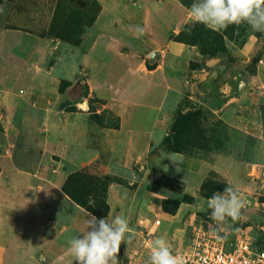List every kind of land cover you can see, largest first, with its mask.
Returning a JSON list of instances; mask_svg holds the SVG:
<instances>
[{"label": "crops", "instance_id": "1", "mask_svg": "<svg viewBox=\"0 0 264 264\" xmlns=\"http://www.w3.org/2000/svg\"><path fill=\"white\" fill-rule=\"evenodd\" d=\"M59 2L4 0L0 4V102H10L7 117L10 122L12 117H26V100L42 102L48 96L57 97L63 81H77L78 63L82 62L86 79L98 97L118 102L120 124H92L84 114L62 111L46 127L24 123L5 126L0 132V264H14L11 254L21 250L25 264H76L68 242L74 236L82 237L90 212L70 199L62 185L70 173L82 166L98 164L114 172L141 165L149 177L161 174L186 180L202 176L206 165L215 168L225 160L231 161L216 153L186 156L164 148L177 111L183 107L186 112L204 103L211 94V79L224 67L222 58H203L197 47L175 40L182 28L193 21L190 9L181 0H100V15L86 29L80 47L48 38ZM152 16L168 22L161 36L149 31ZM234 46L238 56L237 50H245L249 43ZM41 51L59 55L50 69L30 63L33 53ZM155 52L156 60L151 58L149 62L153 67H148L146 57ZM114 56L126 60L134 73L133 84L126 87L128 93L137 97L135 100L147 96L153 102L151 112L137 117L141 124L128 129L120 112L126 97L121 93L123 98H110L105 89L109 61ZM20 80H24L26 88L19 87L15 92L14 86ZM66 97L76 99L72 92H67ZM236 123L231 120L232 133L241 129ZM142 134L147 140L139 151ZM50 140L52 151L48 149ZM120 191L115 184L110 188L109 217L125 211ZM145 195L146 199L150 197L149 193ZM225 239L228 246L234 243Z\"/></svg>", "mask_w": 264, "mask_h": 264}, {"label": "rangeland", "instance_id": "2", "mask_svg": "<svg viewBox=\"0 0 264 264\" xmlns=\"http://www.w3.org/2000/svg\"><path fill=\"white\" fill-rule=\"evenodd\" d=\"M91 1L60 0V8L66 10L64 14L60 15V19L65 21L70 16L75 17L77 22L81 17H78V9L87 8ZM181 1L187 9H190L194 2V0ZM74 7L76 10L73 12L74 14H68L67 11ZM194 23L191 21L185 26H193ZM167 24L168 22L165 20L152 16L149 20V31L155 36H161L163 28ZM202 29L205 31V27ZM216 32L225 38V50L219 47L220 35L218 37L211 36L203 32L206 36L203 37V43L207 44L208 37L211 36L214 42H218V45L211 47L213 48L212 54H214L211 55L212 57L200 54L203 58H222L224 67L219 69L214 79H211V94L205 98L204 103L197 107L191 106L192 108L186 112L182 111L184 109L182 107L177 113L195 112V117L185 132L188 142L184 146L187 151L186 156L203 153L207 157L210 153H216L227 158L230 157V162L225 160L215 168L206 165L203 177L186 180L166 177L161 174L152 178L146 175L147 169L142 168L141 165H129L121 171L108 172L104 167L95 164L76 169L63 182L62 190L70 199L86 203L93 207L95 213L102 214L108 205L109 212L107 211L108 213L103 219H107L111 212L109 204L111 186L115 184L120 188L123 206L121 203L116 206L125 209L123 216L129 220V227L133 230L134 235L130 243H124L120 247L119 264H146L149 257V244L158 236H163L172 249L185 247L192 241L197 229L224 234L231 242L240 238L250 241L254 246L257 244L259 246L262 243L264 236L261 229L264 226V181L261 177H257L250 168L251 165L256 168H264V32L253 31L247 24L229 25L226 29ZM48 38L55 42L69 44L58 37L49 36ZM83 40L82 36L77 46L69 45L80 47ZM234 43L238 47L249 43V47L245 50L244 48L241 51L237 50L238 56H235ZM218 47L221 52L214 50ZM44 51L33 53L30 63L40 67L44 64L50 69L59 55L56 52ZM156 58L154 59L156 60ZM256 58H259L257 62L254 61ZM146 60L149 67L151 56L148 55ZM78 64L80 66L77 81H63L57 97L56 95L48 96V99L42 102L24 101L23 109L27 113L24 118L12 117L13 121L10 122V118L7 117V105L9 106L10 102L1 101L0 132H4L6 125L12 124H39L46 127L51 124L53 118H58L62 111L72 115L84 114V116H88L92 124L108 127L118 126L120 124L117 116L118 102L98 97V92L93 90L94 86H91L86 79L84 63ZM193 66L192 64V69ZM108 69L106 94L110 98L115 95L122 97L121 93L124 94L126 98L122 97L124 102L120 106V112L124 117V127L131 128L136 123H140V121L137 122L138 116L141 117L143 114L146 116L152 111L150 108L153 102H150L147 96L142 97L139 101L135 100L137 97L126 90L129 83L133 84L135 77L126 60L123 61L114 56L109 61ZM34 70H37L36 67ZM133 86H131V92ZM19 87L26 88L24 80L15 84L14 91L18 92ZM67 92H72L76 99L68 100ZM153 101L155 102V100ZM217 113H220V116ZM174 119L168 135H170ZM232 119L236 120V124L241 128L237 129V133L230 131ZM146 123L150 124V122ZM202 136L206 139L219 137V143L213 149H209L208 146L200 148V144L197 145L196 140ZM138 140L137 150L141 151L147 137L142 134ZM49 142L48 149L52 151L53 142L51 140ZM164 148L171 152L165 140ZM79 172L83 173L75 176L66 186L68 178ZM227 186L238 189L247 203L241 210L238 220L232 221L229 218L218 226L215 221L210 219L211 210L207 207V199L214 192L222 194ZM116 193L117 191L114 194V199L117 197ZM145 193L150 194L148 199L145 198ZM92 215L101 219L98 218L99 215ZM116 215H122V213L119 212ZM158 221H160L159 224ZM11 259L14 264L26 263L24 261L25 253L22 250L12 252Z\"/></svg>", "mask_w": 264, "mask_h": 264}, {"label": "clouds", "instance_id": "3", "mask_svg": "<svg viewBox=\"0 0 264 264\" xmlns=\"http://www.w3.org/2000/svg\"><path fill=\"white\" fill-rule=\"evenodd\" d=\"M189 12L193 22L213 31L226 29L229 25L247 24L253 31L264 32V0H194ZM137 29L143 32L139 26ZM246 203L238 189L227 186L222 194L214 192L207 199L210 219L218 226L229 218L236 221ZM85 223L82 237L74 236L68 242L76 264H119L122 242L130 243L134 235L129 220L123 215L97 219L90 213ZM146 264H184V260L173 254L171 245L163 236H158L149 244Z\"/></svg>", "mask_w": 264, "mask_h": 264}, {"label": "trees", "instance_id": "4", "mask_svg": "<svg viewBox=\"0 0 264 264\" xmlns=\"http://www.w3.org/2000/svg\"><path fill=\"white\" fill-rule=\"evenodd\" d=\"M3 1L4 0H0V4ZM101 10H102V4L100 0H92L87 8L82 7L78 9L77 11L79 13L78 17L79 16L81 17L78 18L77 22L75 20V17H70V16L64 21L60 19L61 18L60 15L64 14L66 10L64 8L63 9L60 8V2H59L56 7V11L50 25L48 35L51 37H56V38L58 37L64 42L77 46L80 42V38L85 33L86 29L92 27L96 23ZM75 11L76 10L74 7L69 9L67 12L68 14H74L73 12ZM203 27H205V31L202 29ZM203 32H206L211 36H217V37L218 35L221 36V34H218L216 31L214 32L213 30L207 28L203 24L194 23L193 26L190 25L185 26L184 29L175 37V40L180 43L196 46L202 55L204 54L205 57H212L211 55L214 54H212L213 48L211 47H216L218 45V42H214L210 36L208 37V43L207 44L203 43V37L205 36ZM224 39L225 38L221 36L219 47H221L222 50L223 49L225 50ZM219 47L214 48V50L216 52H221ZM258 59L259 58H256L254 61L257 62ZM149 67H153V66L149 65ZM194 113L195 112H188V113L178 112L176 114L170 130V135H168V137H166L165 139L166 145L171 150V152L186 155L187 151L186 149H184V146L188 142H187V136H185V132H187V129L190 127L189 125L190 122L195 117ZM219 139H220L219 137L216 138L213 137V139L212 138L206 139L204 136H202L201 138H197L196 143L197 145L200 144V148H206V146H208L209 149H213L215 148L217 143H219ZM88 168L90 169V167ZM82 173L83 172H79L74 175H71L66 182V186L68 185L69 181L73 180L75 176L81 175ZM74 202L84 207L91 214H95L96 216L99 215L98 218H104L109 212L108 205L105 212H103L102 214H98L94 212L93 207L88 206L86 203L84 202L80 203L76 199H74Z\"/></svg>", "mask_w": 264, "mask_h": 264}, {"label": "built area", "instance_id": "5", "mask_svg": "<svg viewBox=\"0 0 264 264\" xmlns=\"http://www.w3.org/2000/svg\"><path fill=\"white\" fill-rule=\"evenodd\" d=\"M250 169L264 181V168L251 165ZM261 229L264 232V226ZM172 250L184 264H264V238L259 246L240 238L228 246L224 236L197 229L187 246Z\"/></svg>", "mask_w": 264, "mask_h": 264}, {"label": "water", "instance_id": "6", "mask_svg": "<svg viewBox=\"0 0 264 264\" xmlns=\"http://www.w3.org/2000/svg\"><path fill=\"white\" fill-rule=\"evenodd\" d=\"M156 56H157V53L156 52L151 54V58L152 59L156 58Z\"/></svg>", "mask_w": 264, "mask_h": 264}, {"label": "bare ground", "instance_id": "7", "mask_svg": "<svg viewBox=\"0 0 264 264\" xmlns=\"http://www.w3.org/2000/svg\"><path fill=\"white\" fill-rule=\"evenodd\" d=\"M84 105V104H83ZM85 106V105H84Z\"/></svg>", "mask_w": 264, "mask_h": 264}]
</instances>
